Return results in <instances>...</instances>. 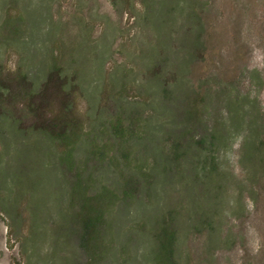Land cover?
Returning <instances> with one entry per match:
<instances>
[{
  "label": "rangeland",
  "instance_id": "1",
  "mask_svg": "<svg viewBox=\"0 0 264 264\" xmlns=\"http://www.w3.org/2000/svg\"><path fill=\"white\" fill-rule=\"evenodd\" d=\"M51 64L76 170L21 100L18 126L0 110V264H90L64 215L78 173L134 193L94 264H158L164 218L174 264H264V0H0V75L39 89Z\"/></svg>",
  "mask_w": 264,
  "mask_h": 264
},
{
  "label": "trees",
  "instance_id": "2",
  "mask_svg": "<svg viewBox=\"0 0 264 264\" xmlns=\"http://www.w3.org/2000/svg\"><path fill=\"white\" fill-rule=\"evenodd\" d=\"M17 100L22 101L28 129L39 132L54 142L59 150V161L67 170H76L72 145L74 142V120L71 116V95L66 89L64 77L58 66L51 64L45 80L39 89L28 80L26 74L17 71L12 75H0V110L9 117L10 124L20 125L9 106ZM56 105V109L53 106ZM120 123L113 127V136L122 140L125 132ZM72 130V131H71ZM255 151L260 158L264 155V138L259 141ZM89 153L97 158L101 151L90 149ZM133 188L126 185L119 196L107 187H101L98 192L87 193L86 180L79 173L69 193V206L65 216L78 233L81 249L94 264L102 255L107 245L110 230L108 216L112 207L118 201L133 197ZM74 208V210L72 209ZM155 260L158 264H174L175 233L168 219L160 221L155 235Z\"/></svg>",
  "mask_w": 264,
  "mask_h": 264
}]
</instances>
